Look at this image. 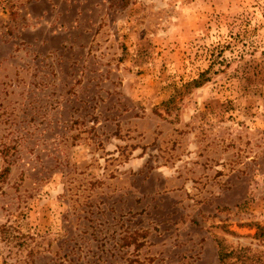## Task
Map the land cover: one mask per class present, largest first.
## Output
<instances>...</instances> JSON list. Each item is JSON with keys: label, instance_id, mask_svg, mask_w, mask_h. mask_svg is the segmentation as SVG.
Returning a JSON list of instances; mask_svg holds the SVG:
<instances>
[{"label": "rangeland", "instance_id": "obj_1", "mask_svg": "<svg viewBox=\"0 0 264 264\" xmlns=\"http://www.w3.org/2000/svg\"><path fill=\"white\" fill-rule=\"evenodd\" d=\"M221 249L264 264V0H0V264Z\"/></svg>", "mask_w": 264, "mask_h": 264}, {"label": "trees", "instance_id": "obj_2", "mask_svg": "<svg viewBox=\"0 0 264 264\" xmlns=\"http://www.w3.org/2000/svg\"><path fill=\"white\" fill-rule=\"evenodd\" d=\"M196 82L200 83V80H197ZM229 256H230V253L228 251L221 249L219 251V257H220L221 264H229V261H228Z\"/></svg>", "mask_w": 264, "mask_h": 264}]
</instances>
